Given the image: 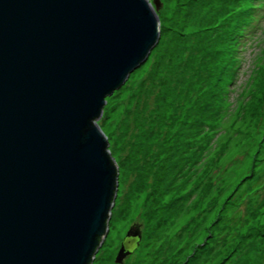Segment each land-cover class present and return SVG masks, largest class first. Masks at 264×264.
I'll return each mask as SVG.
<instances>
[{
  "label": "rangeland",
  "instance_id": "374dc122",
  "mask_svg": "<svg viewBox=\"0 0 264 264\" xmlns=\"http://www.w3.org/2000/svg\"><path fill=\"white\" fill-rule=\"evenodd\" d=\"M157 2L158 43L96 122L118 186L92 264H264V0Z\"/></svg>",
  "mask_w": 264,
  "mask_h": 264
},
{
  "label": "water",
  "instance_id": "95a60500",
  "mask_svg": "<svg viewBox=\"0 0 264 264\" xmlns=\"http://www.w3.org/2000/svg\"><path fill=\"white\" fill-rule=\"evenodd\" d=\"M153 5L0 0V264L93 263L118 186L96 122L158 43Z\"/></svg>",
  "mask_w": 264,
  "mask_h": 264
},
{
  "label": "trees",
  "instance_id": "16d2710c",
  "mask_svg": "<svg viewBox=\"0 0 264 264\" xmlns=\"http://www.w3.org/2000/svg\"><path fill=\"white\" fill-rule=\"evenodd\" d=\"M140 242H141V240H140ZM138 249V248H137Z\"/></svg>",
  "mask_w": 264,
  "mask_h": 264
}]
</instances>
